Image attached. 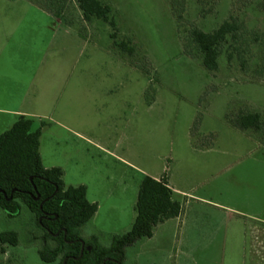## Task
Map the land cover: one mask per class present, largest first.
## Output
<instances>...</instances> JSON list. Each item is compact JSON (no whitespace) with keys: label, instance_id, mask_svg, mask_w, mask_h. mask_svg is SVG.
<instances>
[{"label":"rangeland","instance_id":"obj_1","mask_svg":"<svg viewBox=\"0 0 264 264\" xmlns=\"http://www.w3.org/2000/svg\"><path fill=\"white\" fill-rule=\"evenodd\" d=\"M97 1L113 29L84 23L72 0L59 19L37 8L42 0H0V135L15 121L5 112L38 116L28 120L40 132L41 166L59 169L64 188L85 189L96 213L79 236L103 249L130 230L143 177L191 197L185 222L158 226L121 264H264V147L225 120L264 119V81L223 57L206 73L186 48L190 27L210 33L234 18L262 49L264 0H186L179 30L170 0ZM74 91L76 117L60 115ZM2 233L17 246H0V264H42L43 232L24 207L14 219L0 211Z\"/></svg>","mask_w":264,"mask_h":264},{"label":"trees","instance_id":"obj_2","mask_svg":"<svg viewBox=\"0 0 264 264\" xmlns=\"http://www.w3.org/2000/svg\"><path fill=\"white\" fill-rule=\"evenodd\" d=\"M68 1L42 0L36 6L59 19ZM72 1L84 23L97 21L114 28L108 6L97 0ZM185 4L186 0L169 1L176 30L183 25ZM248 35L250 39L246 38L242 25L229 18L210 33L190 27L186 32V48L191 47L206 73H215L218 60L223 57L226 65L234 63L242 73L252 69L253 75L264 81V47L257 51L259 38L253 32ZM109 39H114L113 35ZM112 46L128 57L133 54L125 43L113 42ZM225 120L238 132L256 135L264 147V119L259 114L239 112ZM31 127V121L18 117L0 135V211L14 219L24 207L32 215L35 225L43 232L36 253L42 264H121L126 249L140 240L151 239L158 225L179 216L180 207L172 202L166 181L143 177L137 187L130 230L114 237L107 249L94 242H83L78 231L94 216L96 205L85 200L83 187L64 188L59 169H43L38 154L40 132L31 131ZM0 246L15 248L16 235L0 234Z\"/></svg>","mask_w":264,"mask_h":264},{"label":"crops","instance_id":"obj_3","mask_svg":"<svg viewBox=\"0 0 264 264\" xmlns=\"http://www.w3.org/2000/svg\"><path fill=\"white\" fill-rule=\"evenodd\" d=\"M67 98L65 99L64 96H63V99L61 100L60 107H59V113H60V115H63L64 113H69L70 117L75 118L77 113H78V108H79V104H78L79 103V97L77 96L76 91H74ZM67 101H68V104L66 103ZM5 113H6V115H10L11 117H14L15 121H16V119L18 117H24L26 119L32 118V117H38V116H31L29 114H25V113H21V112H5ZM65 130H66V128H65ZM66 131L69 134H71V136H77L78 137V134L72 132L70 129H67ZM43 169H46V168H43ZM49 169H51V168H49ZM151 179H153L155 181L159 180V178L158 179L157 178H151ZM166 183H167L168 189L171 192V200H172V202H175V203H177L179 205L180 213H179V216L176 219L166 221V222H164V223H162V224H160L158 226L164 227V226H168V224H172L174 227L178 228L183 222L186 221V217H185L184 211H185L186 207H189L188 204L192 200H191V197L188 194H186L185 192H182L180 190H176V189L172 188L170 186L168 180L166 181Z\"/></svg>","mask_w":264,"mask_h":264},{"label":"water","instance_id":"obj_4","mask_svg":"<svg viewBox=\"0 0 264 264\" xmlns=\"http://www.w3.org/2000/svg\"><path fill=\"white\" fill-rule=\"evenodd\" d=\"M81 246H82V244H81Z\"/></svg>","mask_w":264,"mask_h":264}]
</instances>
